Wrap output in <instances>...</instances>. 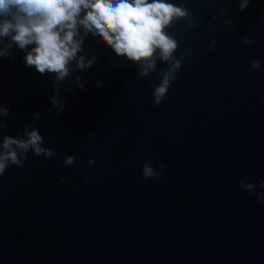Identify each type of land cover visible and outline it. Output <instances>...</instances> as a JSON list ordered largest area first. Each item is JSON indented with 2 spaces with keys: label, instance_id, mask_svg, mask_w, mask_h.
<instances>
[{
  "label": "water",
  "instance_id": "1",
  "mask_svg": "<svg viewBox=\"0 0 264 264\" xmlns=\"http://www.w3.org/2000/svg\"><path fill=\"white\" fill-rule=\"evenodd\" d=\"M169 2L196 23L167 29L177 58L192 51L160 105L152 93L167 63L140 77L137 64L90 33L80 55L96 63L59 84V115L55 74L27 66L15 44L0 57L5 134L31 125L55 150L29 152L0 176V264H264V203L240 186L247 176L264 190V0L243 12L239 0ZM67 155L76 167L64 165ZM148 160L158 173L166 165L159 180L144 179Z\"/></svg>",
  "mask_w": 264,
  "mask_h": 264
},
{
  "label": "clouds",
  "instance_id": "2",
  "mask_svg": "<svg viewBox=\"0 0 264 264\" xmlns=\"http://www.w3.org/2000/svg\"><path fill=\"white\" fill-rule=\"evenodd\" d=\"M249 3L251 0H239L240 11H245ZM220 16L235 30L227 9H221ZM217 18L213 16V20ZM180 20H187L190 27L196 23L188 7L178 6L169 0H0V57L12 55L15 44L26 52L27 66H34L42 75L55 74L52 104L59 115L64 107V103L56 98L60 92L59 84L73 71L91 69L96 63L95 57L80 55L84 51V40L90 33L106 42L116 56L126 57L137 64L140 77H149L157 72L158 60L167 63V69L159 72L160 83L152 93L153 104L160 105L192 51L191 46H187L180 58L175 55L179 42L167 29ZM217 27L210 25L209 31ZM5 38H8L7 43ZM244 42L251 44L253 40L246 36ZM216 43L212 39L209 50ZM30 45H34L31 50ZM251 68L260 70V60H253ZM75 81L78 87H84L81 76H75ZM100 86L97 81V87ZM9 115L10 109L0 104V176L10 165L22 166L29 159V152L45 158L55 155L53 148L44 146V136L37 127L26 125L16 136L5 134L8 127L5 121ZM40 117L37 112L32 125ZM63 163L69 168L76 167V159L71 155L65 156ZM95 163V158L88 160L89 166ZM142 168L145 180H159L166 165L161 162L158 173L152 161L148 160ZM248 181L247 176L241 179V189L264 203V190L257 192L256 185ZM61 182H65L64 178ZM259 184L264 189V179H260Z\"/></svg>",
  "mask_w": 264,
  "mask_h": 264
}]
</instances>
